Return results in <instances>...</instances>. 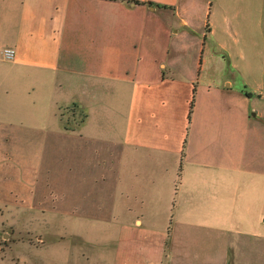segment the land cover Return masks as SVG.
<instances>
[{"label":"crops","instance_id":"crops-1","mask_svg":"<svg viewBox=\"0 0 264 264\" xmlns=\"http://www.w3.org/2000/svg\"><path fill=\"white\" fill-rule=\"evenodd\" d=\"M263 28L264 0H0V161L14 156L11 124L39 135L0 204L58 187L47 165L40 174L51 141L74 152L77 180L62 178L80 193L77 218L104 219L95 209L111 205L120 236L119 220L172 216L169 264H264ZM72 106L70 133L60 112ZM162 240L112 247L106 264H162ZM3 248L0 264L49 261Z\"/></svg>","mask_w":264,"mask_h":264},{"label":"rangeland","instance_id":"rangeland-1","mask_svg":"<svg viewBox=\"0 0 264 264\" xmlns=\"http://www.w3.org/2000/svg\"><path fill=\"white\" fill-rule=\"evenodd\" d=\"M228 3L232 4V0H228ZM261 32L264 35V28L261 29ZM262 43L264 45V40H262ZM76 110L72 106L67 111L60 112V116H63L62 126L66 127L67 131H71L70 133L77 126L71 119ZM10 126L14 129L13 138L12 141H8L7 148L9 153L14 156L9 161H0V168L6 171L7 167L11 171L10 174H7V171L3 173L0 170V192L5 196L8 195L10 187L16 183L15 177H23L26 175L27 169L31 168V158H37L33 155L37 153V143L39 142V135L37 134L35 139L28 138V133L34 131L26 121L17 120ZM2 142L4 143V139ZM67 142H70V147L73 148V141ZM46 143L47 154L41 155L40 174L47 165L49 178L54 180L55 182L52 183L58 184V187L36 188L34 197L33 195L27 197L28 193L26 192L23 197L19 196L18 200L22 198L19 202L14 201L15 197L13 199L9 197L7 200V197H2L4 204H0V247H4L3 250L7 247V251L4 250V254H7L6 257L12 253V247H34L36 252L38 251L37 253L41 251L43 256L50 262L46 260L40 262L39 258L31 256L32 259H29V264H106V254L114 250L112 247H123L124 245H126L125 247L154 246L158 245L160 240L163 239L162 244L165 250L162 264H169L167 254L169 247H171L170 233L173 222L175 225V219L169 216L171 213H167L169 217L163 220H137L138 222L135 220H119L121 223L128 222L125 225H127V231L129 232L127 234L121 232L120 236L116 230V225L119 224H113V221L107 219L111 215V205L100 202L98 208L95 209L97 216L104 219L93 221L77 218V203L78 201L81 202L78 199L80 193H78V188L74 184L66 185L63 183V181H66L63 178H67L72 182L75 179L77 180L76 172H68L75 160L74 152L66 150L68 153L65 154L63 148L55 151L50 148L47 150L48 145H51V141ZM31 145L36 146V151L31 149ZM59 182L61 183L59 184ZM62 183L63 187L59 188ZM89 191L90 189H88V192L83 191L87 195L85 196L86 200H82L84 205L87 201L91 202L93 200ZM37 193L40 194L38 197L36 196ZM90 202H88V205ZM173 206L167 205L165 211L174 210ZM185 221L187 223V220ZM185 221L179 222V225L187 231L188 227L185 225ZM160 222L162 223L160 224ZM148 224L157 226L155 229L162 230L161 236L160 233L152 230ZM197 225L198 222H195V226ZM147 227L151 231H148ZM190 227L193 228L192 225ZM62 248H65L66 251L62 252ZM59 249H61V252H59ZM63 254H65L64 257ZM101 254L105 255L103 261L97 260V257Z\"/></svg>","mask_w":264,"mask_h":264},{"label":"built area","instance_id":"built-area-1","mask_svg":"<svg viewBox=\"0 0 264 264\" xmlns=\"http://www.w3.org/2000/svg\"><path fill=\"white\" fill-rule=\"evenodd\" d=\"M14 55H15V51L13 49H10V48H4L1 51V56L5 60H12L14 58Z\"/></svg>","mask_w":264,"mask_h":264},{"label":"trees","instance_id":"trees-1","mask_svg":"<svg viewBox=\"0 0 264 264\" xmlns=\"http://www.w3.org/2000/svg\"><path fill=\"white\" fill-rule=\"evenodd\" d=\"M194 93H195V90H193V94H194ZM192 108H193V99H192L191 104H190L189 114L191 113Z\"/></svg>","mask_w":264,"mask_h":264}]
</instances>
